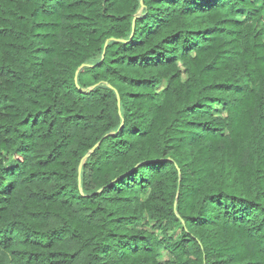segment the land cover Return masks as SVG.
<instances>
[{
  "label": "trees",
  "instance_id": "trees-1",
  "mask_svg": "<svg viewBox=\"0 0 264 264\" xmlns=\"http://www.w3.org/2000/svg\"><path fill=\"white\" fill-rule=\"evenodd\" d=\"M0 264H264V0H0Z\"/></svg>",
  "mask_w": 264,
  "mask_h": 264
},
{
  "label": "rangeland",
  "instance_id": "rangeland-1",
  "mask_svg": "<svg viewBox=\"0 0 264 264\" xmlns=\"http://www.w3.org/2000/svg\"><path fill=\"white\" fill-rule=\"evenodd\" d=\"M83 85H84V89H86V90L91 89L94 85L93 78L90 75H86L84 77V80H83ZM170 237H172L174 241L178 240V236L176 235V231L173 233H170ZM162 258L165 260H172L173 259L172 256L168 252L163 253Z\"/></svg>",
  "mask_w": 264,
  "mask_h": 264
},
{
  "label": "water",
  "instance_id": "water-1",
  "mask_svg": "<svg viewBox=\"0 0 264 264\" xmlns=\"http://www.w3.org/2000/svg\"><path fill=\"white\" fill-rule=\"evenodd\" d=\"M137 18V17H136ZM135 18V19H136ZM85 67V65H83L81 68H80V70L81 69H83ZM80 70L77 72V77H78V75H79V72H80ZM77 79V78H76ZM100 146V143L99 144H97L92 150H90V152L87 154V156L85 157V160L86 159H88L90 156H91V154L94 152V150L96 149V148H98ZM84 160V161H85ZM82 171V166L80 167V172Z\"/></svg>",
  "mask_w": 264,
  "mask_h": 264
}]
</instances>
